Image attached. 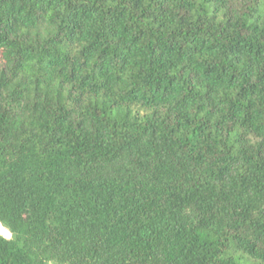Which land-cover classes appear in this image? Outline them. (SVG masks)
Listing matches in <instances>:
<instances>
[{
	"label": "trees",
	"instance_id": "16d2710c",
	"mask_svg": "<svg viewBox=\"0 0 264 264\" xmlns=\"http://www.w3.org/2000/svg\"><path fill=\"white\" fill-rule=\"evenodd\" d=\"M0 264H264V0H0Z\"/></svg>",
	"mask_w": 264,
	"mask_h": 264
},
{
	"label": "rangeland",
	"instance_id": "374dc122",
	"mask_svg": "<svg viewBox=\"0 0 264 264\" xmlns=\"http://www.w3.org/2000/svg\"><path fill=\"white\" fill-rule=\"evenodd\" d=\"M0 235L4 236V237H6V238H11L10 233H9L7 230H5V229L2 227L1 224H0Z\"/></svg>",
	"mask_w": 264,
	"mask_h": 264
}]
</instances>
